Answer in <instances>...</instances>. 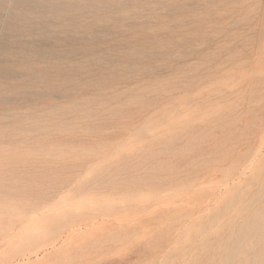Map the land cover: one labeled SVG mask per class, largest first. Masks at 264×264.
<instances>
[{"label": "rangeland", "instance_id": "374dc122", "mask_svg": "<svg viewBox=\"0 0 264 264\" xmlns=\"http://www.w3.org/2000/svg\"><path fill=\"white\" fill-rule=\"evenodd\" d=\"M0 264H264V0H0Z\"/></svg>", "mask_w": 264, "mask_h": 264}]
</instances>
